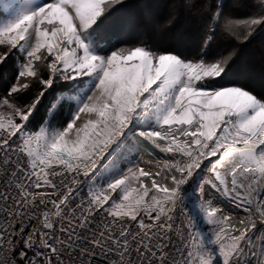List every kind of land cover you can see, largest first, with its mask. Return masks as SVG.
<instances>
[{
	"label": "snow or ice",
	"instance_id": "1",
	"mask_svg": "<svg viewBox=\"0 0 264 264\" xmlns=\"http://www.w3.org/2000/svg\"><path fill=\"white\" fill-rule=\"evenodd\" d=\"M123 2L0 0V46L8 48L0 63L12 49L23 61L0 97V264L264 257V97L224 82L238 48L209 53L264 26V0H251L244 17L223 0L214 9L211 0H180L200 23L192 58L145 43L132 13L102 24ZM33 81L41 88L32 99H10ZM54 85L45 120L30 129ZM141 152L164 155L157 171L122 167ZM225 204L240 210L238 220Z\"/></svg>",
	"mask_w": 264,
	"mask_h": 264
},
{
	"label": "trees",
	"instance_id": "2",
	"mask_svg": "<svg viewBox=\"0 0 264 264\" xmlns=\"http://www.w3.org/2000/svg\"><path fill=\"white\" fill-rule=\"evenodd\" d=\"M49 1L51 0H44V2ZM216 3L217 0H211L213 9ZM223 5L224 9L230 10L234 16L244 17L248 15L251 0H223ZM127 13L136 16L138 26L145 36V43L152 44L154 48L159 46L164 50L179 52L185 58H192L201 47L200 23L184 11L180 6V0H124L122 4L116 5L102 17L101 23L119 20ZM173 14L175 19L170 25L163 28L157 27ZM122 42L116 43L114 47H120ZM232 47L238 48V51L229 65L224 82L243 85L258 97H264V26L257 27L253 35L244 43L217 42L211 45L209 53L214 54L218 48ZM0 52H8V48L0 46ZM17 58V50L12 49L6 60L0 63V97L5 96L10 86L16 82ZM42 73L45 77L47 76L46 70L42 69ZM40 88L41 86L33 81L26 92L17 93L10 99L26 103ZM56 91L57 87L54 85L45 94L30 118L28 124L30 129L36 130L45 120L48 106L55 98ZM60 118L63 121L62 114Z\"/></svg>",
	"mask_w": 264,
	"mask_h": 264
},
{
	"label": "rangeland",
	"instance_id": "3",
	"mask_svg": "<svg viewBox=\"0 0 264 264\" xmlns=\"http://www.w3.org/2000/svg\"><path fill=\"white\" fill-rule=\"evenodd\" d=\"M49 2H51V1H49ZM18 59H20V61L23 62L22 57L18 56L17 61H18ZM5 111H6V109H5ZM163 158H164L163 154H157V156L154 158L153 156H150L146 153L141 152L137 157H135L133 159V161L131 163H126V164L122 165V167L126 170L128 167L138 166V167H144L145 169L149 168L150 170L155 169V171H157L158 170L157 164H158V162L162 163ZM212 159H215V158H212ZM101 163H103V161H101ZM224 210L226 213L231 212L233 215H235L237 220L239 218V215L241 214L240 211L234 213V212L226 209L225 206H224Z\"/></svg>",
	"mask_w": 264,
	"mask_h": 264
},
{
	"label": "built area",
	"instance_id": "4",
	"mask_svg": "<svg viewBox=\"0 0 264 264\" xmlns=\"http://www.w3.org/2000/svg\"><path fill=\"white\" fill-rule=\"evenodd\" d=\"M146 170H150V169L146 168ZM150 171L155 172V169H151ZM78 179L80 180V184L77 185L76 188L78 190H80V195L83 196V195H85L87 193V180L83 176L78 177ZM59 180H60V178L57 177L56 178V182L59 183ZM68 180L69 181L71 180L70 176L68 177ZM145 182L150 184V181L146 180ZM0 188H2V185H0ZM13 191H14V189H13ZM76 202L77 203L79 202V197H77ZM184 220H186V216L183 213L179 212V210H178L176 223L180 224ZM184 231H185V234H187V229L186 228L184 229ZM4 255L6 256L7 253H4ZM261 259H264V257H260L259 255L255 256V257H250L248 264H258V261L261 260Z\"/></svg>",
	"mask_w": 264,
	"mask_h": 264
},
{
	"label": "bare ground",
	"instance_id": "5",
	"mask_svg": "<svg viewBox=\"0 0 264 264\" xmlns=\"http://www.w3.org/2000/svg\"><path fill=\"white\" fill-rule=\"evenodd\" d=\"M224 206L226 207V209H228V210H230V211H232V212H234V213L240 211L239 209H236V208H234L233 206L228 205V204H225Z\"/></svg>",
	"mask_w": 264,
	"mask_h": 264
}]
</instances>
